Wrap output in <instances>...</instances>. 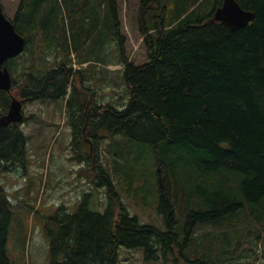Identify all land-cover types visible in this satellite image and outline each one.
<instances>
[{
	"label": "trees",
	"instance_id": "1",
	"mask_svg": "<svg viewBox=\"0 0 264 264\" xmlns=\"http://www.w3.org/2000/svg\"><path fill=\"white\" fill-rule=\"evenodd\" d=\"M222 2L139 0L146 59L136 64L118 0H19L11 22L25 47L6 62L12 87L0 89V118L14 94L22 104L63 100L74 144L95 153L85 158H94L104 196L84 195L70 211L58 207L54 227L46 221L47 264H119L122 247L145 260L176 250L185 264H232L237 250L264 243V0H237L254 13L237 29L213 19ZM108 65L121 66L112 84ZM26 120L0 126V172L25 166ZM120 138L144 146L145 157ZM102 145L132 170H149L151 188L130 172L127 187L162 223L129 211L99 161ZM12 207L0 184V264H14Z\"/></svg>",
	"mask_w": 264,
	"mask_h": 264
},
{
	"label": "rangeland",
	"instance_id": "2",
	"mask_svg": "<svg viewBox=\"0 0 264 264\" xmlns=\"http://www.w3.org/2000/svg\"><path fill=\"white\" fill-rule=\"evenodd\" d=\"M18 2L19 0H0L3 13L10 20L14 18ZM118 3L122 30L127 38L126 53L130 61L142 63L146 59V51L137 29L139 0H118ZM74 67L78 68L76 65ZM106 68L104 74L112 84V80L118 78L115 70L121 66L108 65ZM103 89L110 98L109 94H112L110 86ZM22 109L23 115L27 117L26 121L20 123L27 137L25 168L16 166L9 171L0 172V184L13 205L7 249L14 264H47L50 243L45 233L46 221L54 227L51 217L58 207L63 206L70 211L84 195L89 200H98V197L104 196L101 187L97 186L94 158L86 159L85 155L86 151H89L91 156L95 153L88 144L84 145L85 142L80 145L83 152L74 144L71 126L66 122L63 100L24 102ZM120 139L129 145L137 156L145 157L144 146L132 147L128 141ZM80 153L82 157L76 159ZM98 155L101 164L111 168L117 184L115 188L120 192L129 211L138 214L143 222L157 225L162 223L161 218L148 205H137L130 197L131 191L127 187L130 172L137 181H140L142 176L144 187L151 188L153 177L149 176V170H142V165L136 166L139 172L132 170V163H125L119 157H112L106 145H102ZM112 158L117 160L116 169L112 166L114 165ZM125 169H129L128 174L121 171ZM254 243L253 241L248 245L252 246L254 252L248 246L242 251L236 249L238 255L232 264H264V243L258 242L256 246ZM119 259V264H185L180 261L176 250L167 251L165 255L160 253L157 260H145L141 250L122 247L119 249Z\"/></svg>",
	"mask_w": 264,
	"mask_h": 264
},
{
	"label": "water",
	"instance_id": "3",
	"mask_svg": "<svg viewBox=\"0 0 264 264\" xmlns=\"http://www.w3.org/2000/svg\"><path fill=\"white\" fill-rule=\"evenodd\" d=\"M254 13L244 10L237 0H223L221 6L213 12V19L220 21L231 29L245 26ZM25 47V39L18 34L11 20L5 16L0 3V89L10 91L12 87L11 74L6 67V62L21 54ZM22 103L12 97L8 114L0 118V126L22 119Z\"/></svg>",
	"mask_w": 264,
	"mask_h": 264
}]
</instances>
